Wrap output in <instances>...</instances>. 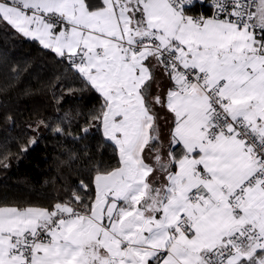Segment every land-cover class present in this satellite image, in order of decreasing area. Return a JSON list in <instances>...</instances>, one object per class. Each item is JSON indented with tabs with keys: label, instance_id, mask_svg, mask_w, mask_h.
Instances as JSON below:
<instances>
[{
	"label": "snow or ice",
	"instance_id": "1",
	"mask_svg": "<svg viewBox=\"0 0 264 264\" xmlns=\"http://www.w3.org/2000/svg\"><path fill=\"white\" fill-rule=\"evenodd\" d=\"M0 24L99 95L112 152L0 206V264H264V0H0Z\"/></svg>",
	"mask_w": 264,
	"mask_h": 264
},
{
	"label": "trees",
	"instance_id": "2",
	"mask_svg": "<svg viewBox=\"0 0 264 264\" xmlns=\"http://www.w3.org/2000/svg\"><path fill=\"white\" fill-rule=\"evenodd\" d=\"M100 103L66 65L0 24V206H48L111 162L91 122ZM57 125L65 132L55 133Z\"/></svg>",
	"mask_w": 264,
	"mask_h": 264
}]
</instances>
